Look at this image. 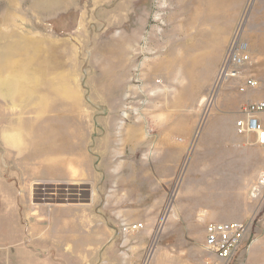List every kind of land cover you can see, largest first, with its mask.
Listing matches in <instances>:
<instances>
[{
  "label": "rangeland",
  "instance_id": "rangeland-1",
  "mask_svg": "<svg viewBox=\"0 0 264 264\" xmlns=\"http://www.w3.org/2000/svg\"><path fill=\"white\" fill-rule=\"evenodd\" d=\"M259 99L264 0H0V264H224L207 220L264 229Z\"/></svg>",
  "mask_w": 264,
  "mask_h": 264
},
{
  "label": "built area",
  "instance_id": "built-area-1",
  "mask_svg": "<svg viewBox=\"0 0 264 264\" xmlns=\"http://www.w3.org/2000/svg\"><path fill=\"white\" fill-rule=\"evenodd\" d=\"M251 59L248 41L243 37L240 29L230 39L224 58L218 71V80L238 79L240 91L248 88H256L258 79L246 74L244 66ZM264 111V99L252 100L244 105L242 116L236 121V129L239 134L255 133L256 142L264 144V126L261 121V113ZM253 198L264 199V171L261 173L257 183L252 188ZM144 227V223L124 224L123 233L136 232ZM250 231V225L246 221H209L206 223L204 246L217 259L224 260V264H232L244 247L246 238ZM136 264V263H132Z\"/></svg>",
  "mask_w": 264,
  "mask_h": 264
},
{
  "label": "crops",
  "instance_id": "crops-1",
  "mask_svg": "<svg viewBox=\"0 0 264 264\" xmlns=\"http://www.w3.org/2000/svg\"><path fill=\"white\" fill-rule=\"evenodd\" d=\"M209 221L212 220H207V222ZM225 221H239V220L234 219V220H225ZM232 264H264V229L263 228L258 226L256 228V231L254 230L253 233L248 234L244 247L241 249L238 256L234 258Z\"/></svg>",
  "mask_w": 264,
  "mask_h": 264
}]
</instances>
